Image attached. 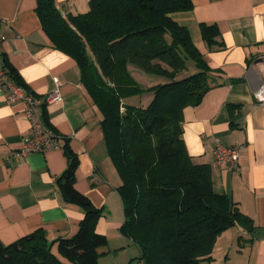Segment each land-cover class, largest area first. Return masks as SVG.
Segmentation results:
<instances>
[{"label": "crops", "instance_id": "1", "mask_svg": "<svg viewBox=\"0 0 264 264\" xmlns=\"http://www.w3.org/2000/svg\"><path fill=\"white\" fill-rule=\"evenodd\" d=\"M89 1L55 3L65 16L88 11ZM191 1L190 10L172 17L188 28L213 80L198 104L183 109L182 138L193 162L211 166L214 189L226 193L251 220V229L237 224L221 232L212 260L203 264H264V103L253 94L263 78L264 0ZM35 6L36 0H0V55L33 96L44 97L53 78L60 81L62 101L41 107L43 120L45 116L49 129L60 136V148L17 154L30 128L25 103L8 101L0 87V241L10 243L38 228L49 240L77 232L84 210L64 199L58 182L71 151L78 159L75 188L102 210L95 229L107 244L99 249L125 252L129 244L139 253L120 232L121 179L107 152L102 114L81 82L74 58L51 44ZM202 24L216 26L212 43L204 39ZM216 139L243 145L239 169L215 162Z\"/></svg>", "mask_w": 264, "mask_h": 264}, {"label": "trees", "instance_id": "2", "mask_svg": "<svg viewBox=\"0 0 264 264\" xmlns=\"http://www.w3.org/2000/svg\"><path fill=\"white\" fill-rule=\"evenodd\" d=\"M191 8V0H90L88 11L63 16L55 0H36L43 31L74 58L102 114L107 152L121 179L120 232L137 244L140 264L210 262L221 232L237 224L251 229L235 202L214 189L211 166L193 162L182 138L183 109L198 104L213 80L188 28L172 17ZM202 35L212 43L216 26L202 24ZM1 56L10 78L26 88ZM130 65L165 80L143 86ZM145 93L151 98L144 105L128 101ZM68 152L58 182L64 199L84 210L77 232L49 240L38 228L0 241V264H98L106 252L99 247L107 237L95 229L102 210L75 188L78 159Z\"/></svg>", "mask_w": 264, "mask_h": 264}, {"label": "built area", "instance_id": "3", "mask_svg": "<svg viewBox=\"0 0 264 264\" xmlns=\"http://www.w3.org/2000/svg\"><path fill=\"white\" fill-rule=\"evenodd\" d=\"M3 38V36L0 37V39ZM260 65L263 78L253 94L258 102L264 103V60L261 61ZM0 87L4 89L8 101L20 100L25 103L24 115L29 121L30 128L29 133L23 138L17 154L25 156L33 152L60 148L59 136L49 129L41 114L42 103L46 105L62 101L60 81L57 78H53V87L44 97L33 96L27 93L22 85L15 83L10 78L7 67L4 65L2 56L0 55ZM242 148V144L224 145L216 139L212 153L218 165L236 170L239 169V156Z\"/></svg>", "mask_w": 264, "mask_h": 264}, {"label": "rangeland", "instance_id": "4", "mask_svg": "<svg viewBox=\"0 0 264 264\" xmlns=\"http://www.w3.org/2000/svg\"><path fill=\"white\" fill-rule=\"evenodd\" d=\"M133 70L131 74L133 77L143 86L152 85L154 83L160 82L161 80H165L164 77L147 74L146 72L139 69L137 66L132 65ZM190 69L193 70V67L190 66ZM151 98V94L145 93L142 95L132 96L128 99L131 104L136 105H144L146 104L149 99ZM134 243V242H133ZM137 245V244H136ZM100 250V249H99ZM125 252H120V250L112 249L106 254H101L98 258V264H140L141 262L138 261L137 255L138 250L136 247L133 246H126Z\"/></svg>", "mask_w": 264, "mask_h": 264}]
</instances>
